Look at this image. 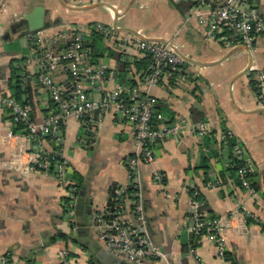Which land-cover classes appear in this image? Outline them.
Wrapping results in <instances>:
<instances>
[{
	"label": "crops",
	"instance_id": "crops-1",
	"mask_svg": "<svg viewBox=\"0 0 264 264\" xmlns=\"http://www.w3.org/2000/svg\"><path fill=\"white\" fill-rule=\"evenodd\" d=\"M205 1L211 7L220 4V0ZM177 2L5 0L0 7V98L12 95L13 67L19 68L25 76V98L35 121L44 120L51 101L38 81L39 63L30 38L38 35L48 41L65 29H83L95 60L108 67L102 91L87 87L91 99L99 101L105 93L133 79L157 101L162 122L184 117L192 123H203L207 130L203 138L186 132L163 140L155 147L154 161L139 165L134 176L127 166L128 159L138 151L132 123L116 119L111 111L100 113L98 121L93 113L84 120L66 121L60 156L70 172L84 178L94 209L106 211L115 182L118 188L133 185L136 189L126 198L124 217L130 224H137V215L131 210L136 197L147 232L163 256L132 263L114 256L100 239L101 233L112 231L115 220L113 224L104 220L97 226L90 224L93 216L81 232L77 223L88 220L68 218L64 199L71 194L68 186L75 183L73 178L59 181L50 174L24 170L36 148L28 145L23 133L14 132L10 110L0 103V256L9 255L14 264H52L67 250L72 264H264V112L257 110L262 105L252 85L256 71L264 68V35L257 38L250 51L242 49V44L233 46L213 39L192 9L182 14L175 6ZM250 6L264 12L262 0L252 1ZM38 7L45 9L46 21L52 25L24 35L22 19ZM96 23L113 28L115 37L93 36ZM131 30L146 38L171 42L188 60L173 69L176 75L165 71L154 87H145L134 65L127 78L120 79L118 55H126L130 62L146 56L137 49L140 38ZM234 50L239 51L223 59ZM250 58L251 74L235 80ZM52 74L59 83L66 85L69 81L62 63ZM89 123L94 125V142L85 132ZM224 131L248 151L254 163L257 198L227 172L231 151L223 139ZM47 149L53 150L50 142ZM205 164L210 168L205 169ZM156 173L163 175L162 184L155 180ZM216 179L221 184L210 187L208 183ZM191 190L199 192L202 205L206 204L201 209L204 217L226 218L223 238L230 259L220 255L208 234L196 236L189 231L193 224ZM248 215L259 217L261 222ZM59 233L65 238H56Z\"/></svg>",
	"mask_w": 264,
	"mask_h": 264
},
{
	"label": "built area",
	"instance_id": "built-area-1",
	"mask_svg": "<svg viewBox=\"0 0 264 264\" xmlns=\"http://www.w3.org/2000/svg\"><path fill=\"white\" fill-rule=\"evenodd\" d=\"M190 1L195 3L192 8L193 15L207 29L213 39L225 41L233 46L242 44L252 48L257 38L264 35V12H261L257 6H250L252 1L259 0H220L217 7H211L206 4L205 0ZM262 1L264 2V0ZM207 7L209 8L207 9ZM93 30L100 33L105 39L115 37L114 29L103 23L94 24ZM86 34L83 29H65L48 41L38 35L30 38V46L37 53L39 63L38 81L51 101V106L42 122H37L32 118V108L29 104L21 103L10 94H3L0 98L1 105L10 110L13 124L22 125L24 129L22 137L27 140L28 145H33L36 148L32 158L24 167L25 171L50 174L59 181H65L70 173V167L63 159H57L60 150L47 149V142L61 147L64 142L66 121L70 118L84 120L95 109H98L100 113L111 111L116 119L126 120L133 124L138 151L128 159L127 166L131 175L134 176L139 165L154 161L155 147L163 140L179 137L186 132L194 133L200 138L206 135L207 130L203 123H192L184 117H178L170 123L162 122L163 117L156 109L157 101L149 94L144 93L138 83L120 84L116 89L105 93L101 100L91 99L87 87H94L96 90L102 91L108 77V67L104 63L94 60L92 49L86 45ZM69 41H71V45L60 48L61 44H66ZM136 47L141 53L152 56L154 61L151 73L144 75L142 80L145 87L148 88L159 85L165 74V67L176 68L185 63V59L171 46L161 42L138 39ZM57 49H61L60 52H57ZM127 59V56L123 55L122 61ZM61 63L65 66L69 77L66 85L59 83L52 74ZM256 82L259 101L264 107V68L256 71ZM226 138L224 135V141ZM233 156L246 160V165L241 166L238 171L240 186L251 197L257 198L258 190L252 186L249 180V175L254 172V163L248 151L242 145L236 144L233 148ZM230 166H234L232 159ZM155 180L162 184L163 175L156 173ZM220 184L219 179L208 183L210 187H217ZM197 193L196 191L192 196L193 224L188 229L196 236L202 235V231L207 230L206 234L217 245L220 255L225 256L223 229L227 220L224 217L213 219L204 217L199 210L202 203L194 198ZM114 195L117 202L113 229L100 234V239L106 248L114 256L132 263L162 257V251L152 242L147 232L142 206L138 204L136 207L137 224L134 226L124 217L126 189L120 187ZM70 197V210L67 215L69 219L73 220L78 196L72 190ZM105 212L104 210L97 212L93 217L94 222L103 223L102 216ZM248 217L256 223L261 222V219L255 215H248ZM73 226H75L74 221ZM191 251L195 252V249L192 248ZM72 263L69 252L63 250L60 253L59 261L52 264ZM0 264L14 263L9 255H3L0 256Z\"/></svg>",
	"mask_w": 264,
	"mask_h": 264
},
{
	"label": "trees",
	"instance_id": "trees-1",
	"mask_svg": "<svg viewBox=\"0 0 264 264\" xmlns=\"http://www.w3.org/2000/svg\"><path fill=\"white\" fill-rule=\"evenodd\" d=\"M194 5H195V3H193L190 0H185V1L181 0V1L177 2L175 6H176L177 10L180 13L185 14L186 12L190 11L194 7ZM93 36H98V37H102L103 38V36L100 33L96 32V31L93 32ZM86 45L88 47L92 48V45L90 43H88V39L86 41ZM122 57H123L122 54L118 55V60L121 63L120 64V70H119V73H118V76H119L120 79H122V78L126 79L127 78L128 74H129V71L131 70V66L132 65H134L136 67V70H137L136 72L139 74V77H140L141 81L143 80L144 75H146L148 73H151V66L154 63L152 56L146 55L143 59H140L139 61H134V62L127 61L128 59L126 61H122ZM93 58H94V53H93ZM94 60H95V58H94ZM179 67L172 68V67L168 66V67L164 68V71H172L174 73V75H176L177 73H175V71L173 69H177ZM24 79H25V76L21 74V71H19V68H14L13 67L12 79H11V83H10L12 96L15 97L18 101H20L23 104H29L28 98H25V95H27V90H26V85H25ZM127 83L137 84V82L135 80H133V79L132 80L131 79L127 80ZM255 84H256V82L252 81L253 88L257 92V95H259L258 89L255 87ZM156 109H157V111H158V109L160 110V106L158 104L156 105ZM14 126H15V129H14L15 133H18V134L24 133V129H23L22 125L17 124V125H14ZM224 132H225V135L227 137L225 142H227V146H228V148L231 151V159H232V162L234 163L233 167L229 166V168L227 169V172L232 177H236V179L238 180V182L240 184L241 181H240V177L238 176V171H239V168H241V166H245L246 165V160H244V158L243 159H237V158H235L233 156V148L236 145V142L229 137V134H227L226 131H224ZM52 146H53V150L54 151L60 150L59 146H55L53 144H52ZM57 159H62V158L59 155L57 157ZM203 167L205 169H209L210 168V166L207 165V164H205ZM52 169H53V165H52ZM253 173H251V175H249V180H250L252 186L255 189H257L256 183H254L253 178H252L253 177ZM67 177H71V178H73L75 180V183L69 184L68 187L70 189L72 188L74 193L77 196H79L81 191L85 188V180H84V178L81 177L76 172L68 173ZM135 191H136V189L133 187V185L129 186L126 189V198H130V196ZM195 192H196L195 190H191L190 191L191 196L195 195ZM115 198H116V196L112 195V199H113L112 202L114 204H116V202H117ZM133 198H134L135 201H134V204L131 206V210L137 215L136 207H137V205L139 203H138V199L136 197H133ZM194 198L197 199L200 202L203 201V198L199 194V192L196 194V196ZM70 203H71V197L70 196L64 199L65 212L67 214H68V212L70 210ZM125 211H126V209H125ZM125 211H124V213H125ZM114 214H115V211H114ZM210 219H213V218H210ZM114 220H115V218H114ZM202 232L203 233H207L208 231L207 230H203ZM56 238H65V235L62 234V233H59L56 236ZM225 257L227 259H230L228 253H225Z\"/></svg>",
	"mask_w": 264,
	"mask_h": 264
},
{
	"label": "water",
	"instance_id": "water-1",
	"mask_svg": "<svg viewBox=\"0 0 264 264\" xmlns=\"http://www.w3.org/2000/svg\"><path fill=\"white\" fill-rule=\"evenodd\" d=\"M4 2H5V0H3V2H2V4H1L0 7H2V5L4 4ZM45 15H46L45 14V9L43 7H38L36 9H34V11L32 13H30L29 15H27L26 17H24L22 19V22H24V24H25L24 26H25V30H26L25 33H24V35L34 34V33H37L40 30L49 28L52 25V22L51 21H46V18H45L46 16ZM114 27H115V29H117L116 22L114 24ZM130 32L134 33L140 39H143V40H149V41H155V42H161V43L167 44V45L171 46L186 61L188 60V58L185 57L182 53H180V51L171 42H169V41L159 40V39H152V38H146V37H143L142 35H140L139 33L135 32L133 30H131ZM69 45H71V41H69L66 44H61L60 45V48H66ZM242 49H245V50H249L250 51V48L247 47V46H244V48H242ZM237 51H239V50L231 51L223 59L228 58L229 56L233 55ZM252 62H253L252 61V58H250L247 67L236 76L235 80L238 77L242 76V75H250L251 74V72H252ZM232 99H233V96H232ZM233 101H234V99H233ZM257 110L264 112V107H259V109H257ZM93 114H94V120L95 121H98L99 120L100 111L98 109H95L93 111ZM88 120H89V117H88ZM93 127H94V125L91 124V123H89L85 127V132L87 133V135L89 137H91V141L92 142H94V138H93V135H94ZM117 189H118L117 183L115 182V183L112 184L111 195H114ZM85 205H87V206L85 207ZM93 206H94L93 199L87 197V190H86V187H85L81 191V193L79 194V196L77 197L76 206H75V216L80 217V218H85L88 221L77 223V227H78V230L79 231L82 232V230L87 229V226H88V223H89L90 218L93 217L97 212L101 211L100 209H94ZM106 206H107L106 207V212L103 214L102 218L104 220H111L112 221V224H113V221H114V218H115V214H114L115 204L112 202V197L107 202ZM205 206H206V204H203L199 208V210H201ZM90 224L100 226L103 223H95L94 220H93V218H92V221H90Z\"/></svg>",
	"mask_w": 264,
	"mask_h": 264
}]
</instances>
